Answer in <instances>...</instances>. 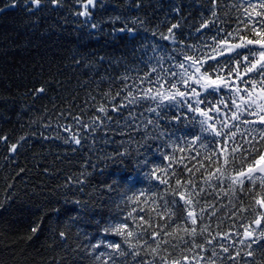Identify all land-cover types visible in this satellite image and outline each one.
I'll use <instances>...</instances> for the list:
<instances>
[{
    "label": "trees",
    "instance_id": "16d2710c",
    "mask_svg": "<svg viewBox=\"0 0 264 264\" xmlns=\"http://www.w3.org/2000/svg\"><path fill=\"white\" fill-rule=\"evenodd\" d=\"M247 2L95 0L86 16L80 13L87 0H42L39 7L0 0V136L7 137L0 141V264H162L160 256L168 257L164 264L253 260L240 240L246 226L259 232L251 223L264 211L252 200L259 180L255 188L245 180L253 191L229 189L227 176L234 172L223 164L227 138L206 134L186 105L176 121V108L165 101L158 107L160 99L151 98L164 87L160 78H179L172 73H181L186 57L216 66L208 57L216 55V41L243 28ZM40 87L46 90L33 91ZM217 167L228 168L223 182ZM165 224L164 232L183 240L164 235ZM120 225L124 235L105 231ZM202 227L207 231L201 234ZM153 231L161 232L157 240L178 246L161 245L152 254ZM115 243L127 254L108 246ZM252 248L264 264L258 245Z\"/></svg>",
    "mask_w": 264,
    "mask_h": 264
},
{
    "label": "snow or ice",
    "instance_id": "6c2138e0",
    "mask_svg": "<svg viewBox=\"0 0 264 264\" xmlns=\"http://www.w3.org/2000/svg\"><path fill=\"white\" fill-rule=\"evenodd\" d=\"M27 3L40 6L42 0H26ZM53 4H58L60 0H50ZM213 3L216 0H212ZM88 5H95V0H87V5H85V11L80 13V15H89ZM11 6V5H9ZM3 9H0L2 11ZM243 12L245 14V19L241 20L240 23L243 25V28L234 29L232 32H228L225 38H222L216 43L219 45V50L213 49L216 52V55L208 57L213 61H216L217 65L221 67L225 64L234 65L228 71L227 76H221L219 74L213 75L210 74V70L214 69L216 66L213 64H208L206 68L201 71V68L206 63V60L200 58L186 57V59L191 61V65L195 68V71L189 73L188 69L184 67V64L179 65L180 68L184 69L183 73L173 72V76H179L180 82L185 86H188L189 80L193 81L195 84L200 85L201 88L207 93V95H215L218 91L223 88H229L233 96L230 97L231 105L236 109L230 117L231 120L239 122L234 124L231 127L236 129V132L240 131L239 124H247L250 127L244 130L243 142H237L236 132H232L229 129L228 133H223L226 135L228 140L232 142L231 146L227 143L224 144L222 151L228 153L223 160L225 166L232 165L234 174L228 175L227 178L231 181L229 184V189L233 185H240L242 190L253 191V188L256 187V181L259 180V188L253 193L252 200H254L255 206H258L260 209H264V0H257V3H252L251 0H248L247 4L243 7ZM215 15V12L212 13ZM260 18V19H256ZM93 27H96L93 25ZM177 27V25H172L169 28V32H172V29ZM202 27H208L204 24ZM132 32V29H121V31ZM227 37H233V39H228ZM215 40V37H213ZM217 56L226 57V59L221 62L217 60ZM219 70L217 69V72ZM187 75V79H185ZM234 77V79H232ZM236 81H240L243 84L248 85L247 88L241 89L238 85L235 84ZM170 87L167 94L158 91L156 96L151 97L152 99L159 98L161 104L158 107H162L163 101H167V107L176 108L179 113V106L186 105L187 111L197 113L199 116L204 117L203 120L199 121L201 125H208V128H211L215 132L216 136H221L222 132L217 131L212 124H208L209 120H212L213 117L209 115L210 112L221 111L219 105L223 104L225 107L228 105L225 103L224 99H220L215 103L207 102V108H201L199 105L206 103V97L200 98L201 93L197 91L196 88H190L189 91H181L176 87V83L168 81ZM172 89H175L173 92ZM46 89L40 87L34 89V92L43 93ZM241 91L245 92L246 95H236ZM193 98H196L193 103ZM239 101V102H237ZM135 102V101H133ZM99 111L104 112L105 108L100 107ZM152 112H156V109H150ZM247 116L255 117V119L249 120L247 118L241 119L243 114ZM160 114L157 113V116ZM183 113H179L171 117V119L179 121ZM163 118V117H161ZM151 123V121H149ZM224 127H228L226 122H222ZM258 126V127H257ZM207 131V128L204 129ZM21 140L24 138L21 137ZM77 144L80 143L79 139L73 137ZM200 139V137H196ZM0 141L7 143L6 136H0ZM18 148V143L12 144L10 147L11 152H16ZM239 153L237 156L236 154ZM123 155V154H121ZM147 163V161H145ZM216 172L219 175L216 177L223 182L225 174L228 172V168L217 167ZM212 173L209 174V178L212 177ZM245 180L251 182L253 188H245ZM161 183H167L166 180H161ZM177 184L180 185V181L177 180ZM175 191V190H173ZM180 199L184 200L186 205H191L192 200L186 199L183 194H179ZM191 194H189L190 196ZM175 203L176 201H172ZM0 203V207H2ZM255 211V208L253 209ZM183 211V209H181ZM203 211V209H202ZM243 211V209H241ZM183 219V217H180ZM202 218V217H201ZM187 219L191 221L193 225L197 224V217L193 211L189 210L187 212ZM262 222H264V211L256 212L255 218L252 220V224L256 225V228L259 229L257 234L256 229L249 230L251 225L246 226L244 229L243 236L245 239L240 240L241 244H245L246 248L249 251L245 252L246 256L253 257V260L249 264H261L255 260L256 249L252 248L253 244H257L258 248L261 251V255L264 256V245L259 244L260 239H264V228L261 227ZM145 223H148L145 221ZM149 227L151 225L149 224ZM169 225L165 224L161 227V232H164V229L168 228ZM115 231L117 235H124V225H120L115 229L106 228L105 231ZM176 231L180 230V225H176ZM33 232L37 231L36 228L32 229ZM147 231V229H145ZM183 231L190 236H195L197 234L196 228L189 229L188 227L183 228ZM207 231L206 227L200 229V233ZM161 232L153 231L150 234V238L155 241L156 246L148 245L152 254H158L161 249V245L171 244V240H157L156 238L161 235ZM134 233L132 231L127 232L128 237H132ZM164 235L170 236L173 239L183 240V237L174 236L173 232H164ZM61 237L65 236V233H60ZM127 242V241H125ZM148 242L145 241V244ZM185 243H187L185 241ZM211 243V241H208ZM109 247L114 248L119 252L121 256L126 255L127 253L121 250L119 243L109 244ZM178 245L171 244V247L175 249ZM193 247L203 248V244H196L193 241ZM130 247H134L130 245ZM167 248H163V251L167 252ZM191 250V248H189ZM224 252H228V248H223ZM215 254V253H213ZM240 253L237 252V255ZM134 255L138 256L139 252H135ZM229 259H235V257L229 256ZM168 259L166 256H160L162 264ZM141 264L145 262L141 261ZM147 264H152L151 261ZM172 264H180L179 259H173Z\"/></svg>",
    "mask_w": 264,
    "mask_h": 264
},
{
    "label": "rangeland",
    "instance_id": "374dc122",
    "mask_svg": "<svg viewBox=\"0 0 264 264\" xmlns=\"http://www.w3.org/2000/svg\"><path fill=\"white\" fill-rule=\"evenodd\" d=\"M251 2L257 3V0H251ZM256 19H260V18H256ZM218 50H219V48H218ZM225 59H226V57L217 56V60L218 61L223 62ZM223 66H226V67H224L222 69L221 65H216V67H215L216 70H213L210 74L213 75V77H215V75H217V74L226 77L227 74H228L229 69L231 67H233L234 65H227V64H225ZM184 67L188 69L189 73H192V72L195 71V68L191 65V61L188 62ZM203 69H204V66L201 68V71H203ZM217 69L219 70L218 72H217ZM183 72H184V69L182 68L181 73H183ZM184 78L187 79V75H185ZM232 79H234V77ZM169 80H171V79H169ZM159 81L161 83L164 82L162 84V86H164V87H162V91L161 92L167 94V92L169 90V87H170L169 83L168 82L165 83V80L163 78H160ZM172 82L176 83V87L179 88L181 91H186L187 92V91L190 90V88H193L194 87V88L197 89V91H199L201 93V97L200 98L208 97L206 99V103H203V104H200L199 105L201 108H207V102L215 103L216 101L220 100L221 98L224 99L225 103L228 105V107H225L223 104L219 105V107L221 109V111L219 113H217L215 111L209 113V115H211L213 117V119L212 120H209L208 121V124L214 125V127H215V129L217 131H221L222 132V135L221 136H216L215 135V132H213L212 129L211 128H208V125L205 124V125H202V128H203V131L206 134H210L215 139L217 138L218 140H222L224 138H227V136L226 135H223V133H228L229 132V129H231L232 132H236V129L233 128V127H231V126L234 125V124H238L239 122L233 121V120L230 119L232 113L234 111H236V109L231 105V99H230V97L233 96V93H232V91L229 88H223L222 90L218 91L215 95L209 96L201 88L200 85L195 84L191 80H189L188 86H185L184 84H182L180 82V77L177 80H175V81L172 80ZM235 84L238 85L241 89H244V88H247L248 87V85L243 84L240 81H236ZM172 91L174 92L175 89H172ZM236 95H246V93L243 92V91H241L239 94H236ZM195 99L196 98H193V103H194V100ZM165 102L168 103L167 101H165ZM237 102H239V101H237ZM194 114H195L198 122L204 119V117L199 116V114H197V113H194ZM245 118H247L249 120L255 119V117L247 116L246 113L242 115L241 119H245ZM222 122H226L227 125H228V127H224V124ZM249 127L250 126L247 125V124H242V123L239 124L240 131L239 132H236V139L238 137H240V138L244 137L243 136L244 130L245 129H248ZM205 128H207V131L204 130ZM226 141H227V143L230 142V140H228V138L226 139Z\"/></svg>",
    "mask_w": 264,
    "mask_h": 264
}]
</instances>
